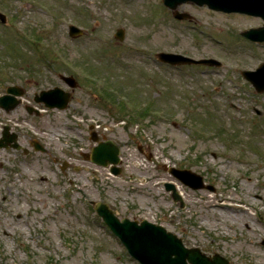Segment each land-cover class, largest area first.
Listing matches in <instances>:
<instances>
[{"label":"rangeland","instance_id":"374dc122","mask_svg":"<svg viewBox=\"0 0 264 264\" xmlns=\"http://www.w3.org/2000/svg\"><path fill=\"white\" fill-rule=\"evenodd\" d=\"M179 9L195 20L174 18L163 0H0V95L26 89L23 104L0 107V136L7 124L28 148L0 147V264H140L97 214L100 200L231 264H264V92L241 74L264 61V42L241 34L263 20ZM70 23L84 32L70 36ZM159 51L222 65L172 66ZM61 73L78 80L68 107L29 113L35 92L70 89ZM91 127L120 146L119 174L83 156ZM167 166L200 173L216 191L181 184Z\"/></svg>","mask_w":264,"mask_h":264},{"label":"water","instance_id":"95a60500","mask_svg":"<svg viewBox=\"0 0 264 264\" xmlns=\"http://www.w3.org/2000/svg\"><path fill=\"white\" fill-rule=\"evenodd\" d=\"M164 3L173 9V13L177 18L183 19L190 17L186 11H179L178 6L182 3L192 1L199 5L207 4L209 7L227 12L238 11L253 15H258L264 18V0H163ZM2 21L6 20L5 14L0 12ZM83 33V30L75 25H70V35L77 36ZM245 36L257 41L264 40V26L251 28L243 32ZM119 39L124 38V29L119 28L116 32ZM161 60L172 64L182 63H205L220 65V61L215 58L195 59L180 53L159 52ZM242 73L251 80L257 91L264 90V63L256 70H243ZM70 86L78 85L74 76L61 74ZM24 93V88L20 85H10L7 87L6 93L0 96V106L6 111L14 109L20 104ZM71 98V93L64 90L60 86H55L49 89H43L35 94L37 102H43L49 108L64 109L67 107ZM32 112L33 108H29ZM39 113V109H35ZM10 127L4 126L2 137H0V147L12 146L21 148L18 143V136L15 132L10 133ZM92 138L98 140V136L93 132ZM33 145L36 150L45 151L38 141L34 140ZM120 148L112 141H100L95 145L90 154H85V158H90L93 162L107 166L112 164L111 170L118 174L121 169L117 165L120 159ZM169 171L178 177L183 183L192 188H209L214 190L213 185L204 183L203 177L192 171L191 169H180L170 167ZM167 190H172L174 200H180L181 206H184V201L176 186L172 182L165 183ZM95 203L97 213L102 216L105 222L110 226L111 230L121 239L127 246L129 253L140 261L141 264H230V261L216 252L212 256L202 252L199 247H188L184 244L181 237L176 233L167 230L164 226L143 219L132 220L128 217L120 219L114 210L106 202L98 201Z\"/></svg>","mask_w":264,"mask_h":264},{"label":"flooded vegetation","instance_id":"af4514ba","mask_svg":"<svg viewBox=\"0 0 264 264\" xmlns=\"http://www.w3.org/2000/svg\"><path fill=\"white\" fill-rule=\"evenodd\" d=\"M24 105L26 106V103H24ZM98 134L100 135V133L98 132Z\"/></svg>","mask_w":264,"mask_h":264}]
</instances>
